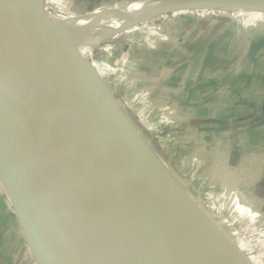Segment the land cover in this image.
Instances as JSON below:
<instances>
[{"label":"water","instance_id":"1","mask_svg":"<svg viewBox=\"0 0 264 264\" xmlns=\"http://www.w3.org/2000/svg\"><path fill=\"white\" fill-rule=\"evenodd\" d=\"M39 2L0 0V180L35 264H246Z\"/></svg>","mask_w":264,"mask_h":264},{"label":"crops","instance_id":"2","mask_svg":"<svg viewBox=\"0 0 264 264\" xmlns=\"http://www.w3.org/2000/svg\"><path fill=\"white\" fill-rule=\"evenodd\" d=\"M86 1L98 10L120 0ZM149 28L147 40L118 33L131 35L122 57L134 72L122 103L158 140L156 153L183 188L197 179L226 185L229 172L252 166L247 156L261 154L236 143L264 131V11L183 10ZM0 264H35L1 180Z\"/></svg>","mask_w":264,"mask_h":264},{"label":"rangeland","instance_id":"3","mask_svg":"<svg viewBox=\"0 0 264 264\" xmlns=\"http://www.w3.org/2000/svg\"><path fill=\"white\" fill-rule=\"evenodd\" d=\"M45 1L48 3V8H50L47 11L48 14H50L52 19L56 20V22L60 21V26H62L63 29V21L70 18L82 17L88 11L98 8L97 6H90V8L86 0ZM207 10L216 13L219 12V14H227L229 16L247 12V9L235 8ZM154 18L159 17H152L151 20ZM149 21L150 20L141 21L133 26L125 25L124 29L116 30L102 41L98 49L92 52V54L84 56V58L92 64L98 77L104 83L113 98L118 101L121 109L137 128L140 135L149 143L151 148L157 152L160 150L158 140L142 125L135 113L122 103L123 97L130 93V91L127 90V86L132 81L134 72L131 71L132 69H126L124 64L128 59L122 57L124 50L131 44L128 43V39L131 38V35H126L124 33L118 35V33L131 30L134 31L135 34H138L137 37L139 38L144 37V40L151 39L152 36H149V33H147V30L150 29ZM64 31L68 34L65 29ZM68 31L70 33L71 30L68 29ZM262 128L264 129V126ZM263 134L264 131L258 133L252 140L248 138L238 139L236 143L237 147H242L243 149L244 147H251L253 152L257 151L261 152V154L247 156L250 160L254 159L252 166L248 167L250 163L247 161V166L245 165V168L241 167L238 170L229 172V175L227 174L228 179L225 180L226 185L211 187L202 184V181L199 179L193 182V176L189 177L186 175L184 177L187 182L191 183L189 179L193 182V185H191L192 190L185 186L184 189L186 192L190 194L196 206L202 210L219 229V237L228 241L234 248L235 253L245 261L246 264H264Z\"/></svg>","mask_w":264,"mask_h":264},{"label":"bare ground","instance_id":"4","mask_svg":"<svg viewBox=\"0 0 264 264\" xmlns=\"http://www.w3.org/2000/svg\"><path fill=\"white\" fill-rule=\"evenodd\" d=\"M39 7L40 10L48 8V3L45 0H40ZM202 8L216 10L235 8L264 11V4L248 3L243 5H224L218 8ZM100 9L85 16L70 18L62 22L76 53L81 58L92 54V52L99 48L105 38L116 30L123 29L125 25L133 26L134 24L146 21L153 16H159L168 11V7L161 0L121 1L109 7H101ZM60 23V21L57 22L58 25ZM68 29L71 30L70 33ZM206 223L213 231L216 232L218 230L211 221H206Z\"/></svg>","mask_w":264,"mask_h":264},{"label":"built area","instance_id":"5","mask_svg":"<svg viewBox=\"0 0 264 264\" xmlns=\"http://www.w3.org/2000/svg\"><path fill=\"white\" fill-rule=\"evenodd\" d=\"M121 1H130V0H120L119 2H121ZM48 9H50V8H47V11H48Z\"/></svg>","mask_w":264,"mask_h":264},{"label":"trees","instance_id":"6","mask_svg":"<svg viewBox=\"0 0 264 264\" xmlns=\"http://www.w3.org/2000/svg\"><path fill=\"white\" fill-rule=\"evenodd\" d=\"M156 153V151H154ZM157 154V153H156ZM158 155V154H157ZM159 157V156H158Z\"/></svg>","mask_w":264,"mask_h":264}]
</instances>
